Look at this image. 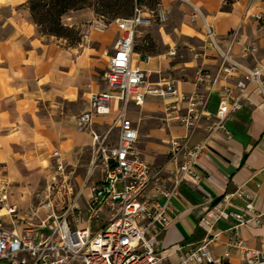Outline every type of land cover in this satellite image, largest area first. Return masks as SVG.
<instances>
[{"label":"crops","instance_id":"0c3cea01","mask_svg":"<svg viewBox=\"0 0 264 264\" xmlns=\"http://www.w3.org/2000/svg\"><path fill=\"white\" fill-rule=\"evenodd\" d=\"M28 1L0 0L1 9H11L0 24V178L10 184L9 203L17 210L19 200L13 197L10 180L19 181L17 176L26 166L39 167L55 159L56 151L64 168L78 166L79 156L93 146V135L79 132L77 120L89 110L92 95L106 90L104 75L103 84L92 76L94 59L73 56L62 45L39 36ZM158 9L166 13V20L142 28L140 36L148 38L151 49L134 56V65L147 72L148 86H163L172 79L178 93L192 95L206 86L199 73L214 79L225 58L248 68L264 64V0H162ZM206 24L213 30L218 51L206 36ZM7 27L10 31L3 33ZM112 30L106 33L110 31L114 42L118 33ZM250 43L256 44L258 52L245 57L243 50ZM224 85L220 81L208 96L207 111L214 117ZM172 101L146 95L141 106L131 103L127 111L138 128L137 149L142 157L168 170L176 167L166 155L170 138L187 136L177 122L165 121ZM185 106L179 104L181 113ZM113 118L96 117L92 131L102 137L101 130ZM210 125L203 122L190 135L192 146L207 142L196 167L201 182L183 186L180 196L171 199V224L159 244L162 264H176L177 249L189 251L205 242L217 264H242V251L231 245L233 241L264 252V95L251 94L224 122V130H204ZM81 166L85 172L92 167ZM82 193L77 205L85 209L91 187ZM149 194H155L153 186ZM165 201L157 199L160 204ZM249 205L253 220L248 224L237 227L232 217H215L218 211L238 213Z\"/></svg>","mask_w":264,"mask_h":264},{"label":"built area","instance_id":"2783aa9c","mask_svg":"<svg viewBox=\"0 0 264 264\" xmlns=\"http://www.w3.org/2000/svg\"><path fill=\"white\" fill-rule=\"evenodd\" d=\"M132 15L107 23L99 16L89 23L86 39L93 34H105L114 27L118 37L110 49L103 51L107 59L104 73L106 90L92 95L89 110L77 120V129L93 135L92 168L90 176L100 169L99 186L93 183L92 195L85 209L77 202L83 195L82 189L74 196L63 214L58 215L52 202L42 208L48 212L43 224L33 229L29 226L18 232L14 226L21 220L17 208L10 205V184L0 181V262L7 264H162L159 244L164 232L171 224V199L180 196L183 186H198L201 176L196 170L199 158L207 151V142L190 145V135L202 128L203 122L211 123L204 130L210 133L216 129L224 130V122L242 108L250 95L259 92L264 95V64L248 68L225 58L219 74L212 79L199 73L201 83H206L204 91L192 95L178 93L175 81L169 79L163 86H148L147 72L134 65L136 40L142 28L150 27L155 13L160 21L166 20V13L159 9L149 10L134 0ZM257 19H261L257 16ZM206 36L214 41L212 28L206 24ZM258 52L255 43L243 50L245 57H254ZM220 87V105L214 117L207 111L209 93ZM146 95H156L173 99L165 111L166 123L177 122L187 131V136L171 137L168 142L167 157L176 167L172 170L152 166L137 149L138 128L128 118L129 105L141 106ZM185 104V108H179ZM114 117L109 124V132L98 136L92 131L96 117ZM117 130L115 145L106 144L110 132ZM58 172L64 171L60 153L54 152ZM153 186L154 195L149 194ZM164 197L165 203L157 199ZM228 203V197H225ZM116 209L107 224L99 226L105 209ZM252 207L238 213L226 214L218 211L217 218H234L239 226L248 224L252 218ZM49 231L47 235L39 231ZM233 247L241 249L242 264H264V252L259 249L243 247L241 242L233 241ZM176 264H217L208 242L185 251L177 249ZM229 257V252L225 253Z\"/></svg>","mask_w":264,"mask_h":264},{"label":"rangeland","instance_id":"374dc122","mask_svg":"<svg viewBox=\"0 0 264 264\" xmlns=\"http://www.w3.org/2000/svg\"><path fill=\"white\" fill-rule=\"evenodd\" d=\"M161 1L162 0H158L159 3ZM96 2L97 0H92L91 7L82 11L70 12L63 18L65 26L74 30V33L67 36V38L46 36L41 34L39 29H37V32L39 36L45 39V41H52L53 43L62 45L66 50L72 53L73 56L85 54L91 59H94L91 60L92 65H94V68H91V71H93L92 76L96 81L98 80L99 84H103L101 77H103L107 70V59L103 56V51L104 49H110L113 40L109 37L110 31L102 35L93 34L86 39L87 26L95 18L102 15L105 17L107 23L113 22L115 18H128L132 14V9L130 8L127 12L115 16L114 13L101 8ZM140 4L151 11L158 9V6L153 3V0H143ZM10 14V8H0V24L4 22ZM159 23L161 22L158 13H155L152 24L156 25ZM110 29L114 30L115 28L112 27ZM8 31L10 30L7 27L3 33H7ZM142 42L143 38L140 36L139 32L136 40V52L138 53L145 51L144 43ZM133 108L136 109V107ZM108 132L109 126L105 125L101 130V133L104 136ZM117 136V130L111 131L106 139V144L115 145L117 142ZM78 160V166L72 167L71 165L66 164L63 172H58L55 159L43 162L39 167L26 166V168L21 170L17 176L19 181L10 180L11 187L14 189L13 197H16V199L19 200L17 213L19 217H21V220L15 224V227L7 226V228L11 230L15 228L18 232L23 231L27 226L36 229L43 224L48 215V212L42 208L44 205L52 202L56 213L58 215L63 214L66 211L68 204L74 199L73 195H69L70 189H73L75 193L80 190V185L83 190L92 187L93 183L99 186L98 183H100L102 177L100 169H96V171L90 176V179L85 183L89 176V170L85 172V167L81 166L83 164L92 165L93 146L88 147L87 151L80 155ZM2 175L5 176L6 172H2L1 176ZM4 179L5 178L2 176L0 181ZM18 188L21 190H18ZM82 208L84 209V207ZM114 213H116V209H105L104 217L100 221L99 226H105ZM40 233L47 235L49 231H39V234Z\"/></svg>","mask_w":264,"mask_h":264},{"label":"trees","instance_id":"16d2710c","mask_svg":"<svg viewBox=\"0 0 264 264\" xmlns=\"http://www.w3.org/2000/svg\"><path fill=\"white\" fill-rule=\"evenodd\" d=\"M91 2L92 0H29L27 8L33 23L41 34L56 38H67V36L74 33V30L65 26L63 18L70 12L82 11L91 7ZM137 2L142 3L143 0ZM96 3L116 16L127 12L130 8L133 12L135 1L97 0ZM153 3L159 5L158 0H153ZM143 43L145 51H150L151 43L148 38H144Z\"/></svg>","mask_w":264,"mask_h":264},{"label":"water","instance_id":"95a60500","mask_svg":"<svg viewBox=\"0 0 264 264\" xmlns=\"http://www.w3.org/2000/svg\"><path fill=\"white\" fill-rule=\"evenodd\" d=\"M0 264H7V263L0 262Z\"/></svg>","mask_w":264,"mask_h":264}]
</instances>
